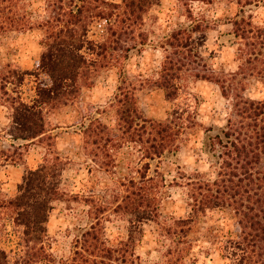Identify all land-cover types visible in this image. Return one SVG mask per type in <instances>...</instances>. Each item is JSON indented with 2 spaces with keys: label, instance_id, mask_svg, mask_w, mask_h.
Listing matches in <instances>:
<instances>
[{
  "label": "trees",
  "instance_id": "1",
  "mask_svg": "<svg viewBox=\"0 0 264 264\" xmlns=\"http://www.w3.org/2000/svg\"><path fill=\"white\" fill-rule=\"evenodd\" d=\"M177 1L188 24L156 36L158 16L152 11L161 0H42L43 15L32 9L41 0H0V33H44L37 71L0 62V106L8 110L10 130H17L10 132L13 150L2 151L3 162L22 160L26 165L23 156L29 145L62 127L51 123V114L75 101L80 88L109 67L117 68L121 75L112 100L117 123L113 127L98 118L92 120L83 128L85 149L92 147L88 154L92 153L91 160L97 163L98 149L110 156L111 141L114 146L133 142L140 144L145 160L140 177L120 183L126 187L121 197L116 195L113 201L105 196L87 198L97 213L85 226L74 229L73 255L58 262L47 248V224L53 202L61 196V160L46 156L36 167L26 166L17 194L0 197V208L13 213L19 237L14 256L0 242V264H149L141 260L136 247L144 235L143 226L153 222L163 241L170 242L166 264H184L192 245V226L197 217L211 210L228 212L235 224L234 230L220 238L222 258L228 264H264V98L246 95L250 80L264 87V26L253 20L254 8L264 6V0H225L236 8L228 18L232 28L226 35L232 36L240 60L230 71L218 69L207 51L209 31L216 20L194 11L196 4L207 6L218 0ZM99 21L105 22L102 37L91 38L92 26ZM147 46L160 52V58L152 68L144 57L145 70L141 71L136 58L144 56ZM131 60L135 71L129 70ZM28 75L37 81V95L30 102L20 90ZM189 80L216 83L228 101V112L224 125L205 130L197 155L207 164L206 169L202 170L203 164L189 172L178 168L170 180L161 174L164 193L168 187L184 188L190 209L185 218H163L155 176L148 172L154 163L171 161L178 154L187 128L195 124L196 113L186 106L166 121L146 118L138 107L136 92L149 86L163 89L168 99H175ZM109 209L127 215L128 236L116 244L101 225L100 215ZM2 226L6 228V224L0 223V234Z\"/></svg>",
  "mask_w": 264,
  "mask_h": 264
},
{
  "label": "rangeland",
  "instance_id": "2",
  "mask_svg": "<svg viewBox=\"0 0 264 264\" xmlns=\"http://www.w3.org/2000/svg\"><path fill=\"white\" fill-rule=\"evenodd\" d=\"M120 2L121 0H111ZM165 8V20L163 24L159 23L161 17L159 15ZM264 6L254 8V23L258 26H264V19L259 17L258 9ZM236 8L227 4L225 0H218L212 5L195 6V13H204L211 19L216 20L214 28L209 31L207 41V51L213 56L211 62L218 69L225 71L234 70L237 68L240 60L237 57V45L233 43L231 35H226L232 28L228 18L233 16ZM220 11V15L215 13ZM153 14L158 16V22L155 25L156 36H165L170 30L178 25H187L188 18L185 15L184 8L177 0H161V4L153 9ZM259 21V22H257ZM104 21L96 22L90 31V37L100 39L104 32ZM36 35L33 36L32 34ZM44 33L41 30H32L26 32L11 31L0 33V62L2 65L11 63L19 65L24 70L31 72L37 71V65L40 60V55L43 47L40 42ZM223 36V37H222ZM35 45L39 51H33L30 47ZM214 45V47H210ZM226 49H231V58L225 60L224 54ZM27 54L31 61V66L26 67L22 62V57ZM147 54V55H146ZM146 57L150 67L154 68L158 65L160 52L152 51L147 46V51L144 56L136 58L142 64L143 58ZM144 61V60H143ZM132 60L130 61V63ZM134 62V61H133ZM235 65V68L231 67ZM128 67V61H127ZM44 78V75H41ZM110 78L114 81L111 85L109 94L103 93L96 96L93 101L92 96L97 88L108 90ZM120 70L117 68H104L96 76L92 78V82L80 88L79 94L75 101L68 106L56 110L50 116L52 124L58 123L62 127L52 130L47 136L31 143L28 152L24 151V156L27 164H23L22 160L3 162L2 151L7 153L13 150L11 147L12 137L10 132V119L8 118V110L0 106V197H10L17 194V186L22 180L26 166H31L29 160L35 162V166L42 162L47 156L50 159L59 158L60 166L63 172L60 177V199L53 202V209L50 212L49 221L47 224L49 246L48 251L56 262L71 258L74 249V240L77 232L76 227L85 226L91 216L97 213L89 199L93 196L96 200L102 199L113 201L116 195L120 197L126 193V187L121 186V182L127 181L130 177H140L144 169L142 152H140V144L133 142H125L122 145L114 146L111 141L108 145L109 154L98 149L99 157L97 163L91 159L93 157L90 151L92 147L85 149L86 137L83 128L92 120L100 119L105 124L116 126L117 115L115 107L112 105V100L117 92V87L120 83ZM207 84L209 91L213 94L212 98L205 96L201 91V85ZM37 81L34 75H28L21 86L22 97L25 101L30 102L36 95ZM264 90L263 85L256 81L250 80L246 95L252 98L255 91ZM137 104L140 111L146 118L156 121H166L173 116L175 110H181L188 106L191 111L196 113L195 124L191 125L186 130V140L182 149L171 161L162 163H154L149 170V175L155 176L156 193L160 198V213L163 218L175 216L177 218H185L189 215V207L187 204L186 191L182 187H168V193H164V187H161V174L170 180L174 178L178 168L182 171L189 172L195 167H201L200 157H198L201 142L205 137V130L210 126H222L226 122L228 112V101L222 96L219 86L207 80H189L185 87L179 92L175 99H168L163 89L150 88L145 86L139 88L136 92ZM101 101H103L101 103ZM211 104V107L205 111H201V105ZM187 115L185 114V117ZM121 134L120 130H112ZM138 133H140L138 131ZM107 134L104 135L106 138ZM19 156L18 154L16 155ZM103 160V161H101ZM103 162V164H101ZM2 164V165H1ZM158 165V167L156 166ZM33 167V166H32ZM157 167L158 173L155 172ZM83 173V176H81ZM81 185L79 190H74L78 183ZM183 211L178 215L176 212L177 203ZM99 203V202H98ZM13 213L9 209L0 208V223L6 224V228L2 226L0 234L1 245L8 251H13L14 256L19 250L18 232L13 225ZM101 225L104 227L107 236L113 243H118L122 239H126L127 233V215L120 212L114 213L109 209L105 214L100 215ZM229 221V226L221 223L222 220ZM55 223L53 226V222ZM144 235L140 238L136 252L140 255L143 262L149 264H166L168 257L165 256L169 241L164 242L159 234V226L156 223H150L143 226ZM235 224L231 215L226 211L211 210L205 215H200L196 218L192 230L189 233L191 241V249L185 255L186 262L184 264H213L210 259L215 254L219 260H225L221 256L220 238L228 234L227 230H234ZM115 232V236L112 233ZM146 235L151 239H146ZM223 238V237H222ZM153 241H155L153 243ZM151 244V247L147 245ZM57 250L53 251V246ZM184 247V244L181 245ZM140 249H143L141 254ZM186 250V251H187ZM155 253V255H153ZM203 257V259H201Z\"/></svg>",
  "mask_w": 264,
  "mask_h": 264
},
{
  "label": "clouds",
  "instance_id": "3",
  "mask_svg": "<svg viewBox=\"0 0 264 264\" xmlns=\"http://www.w3.org/2000/svg\"><path fill=\"white\" fill-rule=\"evenodd\" d=\"M32 9H33V10H36V11H39V12L41 13V15H43V14H44V5H43L42 0H41L40 3H34V4L32 5ZM167 10H168V9L165 8L162 12L159 13V15H160V17H161L159 23L163 24V22H164V20H165L164 12H167ZM257 12H258V14H259V17L262 18V19H264V8H262V9H258ZM215 14H216L217 16H219L221 13H220V11H217ZM257 22H259V21H257ZM32 35L35 36L36 34L33 33ZM30 47L32 48L33 51H39V49L36 48L35 45H31ZM210 47H214V45H210ZM146 55H147V54H146ZM223 58H224L225 60H228V59L231 58V49H226V50H225V54H224V57H223ZM21 62H22L26 67H30V66H31V61L28 59L27 54H25V55L22 57ZM231 67L235 68V65H231ZM129 70H130V71H135V69L133 68V66L131 65V63L129 64ZM140 70H141V71H144V70H145V65H144V63H142V67H141ZM112 83H114V81L110 78V80H109V85H110V87H109L108 90H102V89H99V88H97L96 90H94L95 94L92 96L93 101H95L96 96H97L98 94H101V93H103L104 95L109 94L110 91H111V85H112ZM201 91H202V93H203L205 96L209 97V100L212 98V95H213V94L209 91V86H208L207 84H202V85H201ZM252 95H253L254 97L264 98V90H261V91H255V92L252 93ZM102 102H103V101H101V103H102ZM209 107H211V104H210V103H208V104H204V105H201V111H205V110H206L207 108H209ZM29 163H30L31 166H33V167L35 166V162H34L32 159L29 160ZM202 164H203L202 170H203V169H206V168H207V164L204 163V162H202ZM81 176H83V173H81ZM79 179H80V178H77L78 183H77L76 188H75L74 190H79V189L81 188V185H80V183H79ZM182 211H183V209L179 207V201H178V203H177V207H176V212H177V214L179 215ZM55 223H58V222H55V221H54V222H53V226H54ZM221 223H222L223 225H225V228H227V227L229 226V221H227L226 219H225V220H222ZM112 235L115 236V235H116L115 232H113ZM145 238H146V239H151V238L148 237L147 235H146ZM154 242H155V241H153V243H154ZM147 247H151V244L147 245ZM56 250H57V248H56V246L54 245V246H53V251H56ZM140 251H141V254H142V253H143V249H140ZM153 255H155V253H153ZM201 259H203V257H201ZM210 259L212 260L213 264H228V261H227V260H219L218 257H217L215 254H214L213 257H211Z\"/></svg>",
  "mask_w": 264,
  "mask_h": 264
}]
</instances>
